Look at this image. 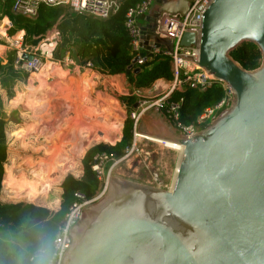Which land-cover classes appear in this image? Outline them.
<instances>
[{"label":"water","instance_id":"water-1","mask_svg":"<svg viewBox=\"0 0 264 264\" xmlns=\"http://www.w3.org/2000/svg\"><path fill=\"white\" fill-rule=\"evenodd\" d=\"M190 1L152 0L136 19L139 44L170 51L171 42L154 34L156 20L182 15ZM198 39L192 49L194 35L182 34L180 64L226 85L230 106L188 136L158 106L146 110L138 134L183 146L171 190L111 176L66 229L59 264H264V0H212ZM248 42L261 55L253 70L229 55ZM70 57L76 65L87 60L73 47Z\"/></svg>","mask_w":264,"mask_h":264},{"label":"trees","instance_id":"trees-1","mask_svg":"<svg viewBox=\"0 0 264 264\" xmlns=\"http://www.w3.org/2000/svg\"><path fill=\"white\" fill-rule=\"evenodd\" d=\"M140 1L120 0L119 7L111 16L106 19H96L72 12L68 8L61 6H40L35 17L26 18L10 12L11 0H0V17L6 16L11 22V27L8 30L9 34L17 30L24 31L23 40L25 43H35L37 36L56 23L60 33V42L53 52L54 59L61 60L64 53H70V48L73 47L77 58H87V60L91 61L94 70L100 74H123L131 88L140 89L147 88L155 79L168 80L171 78L169 69L170 60L164 53L152 54L142 64H134L127 73H124L132 58L129 37L123 26L124 15L129 8H132ZM229 55L245 70H253L260 64V52L252 42L233 49L229 52ZM13 58L14 52L9 51L5 59H0V89L4 90L6 99H9L12 95V86L17 81H24L27 77L26 72L12 67ZM136 67H138V71L133 72V69ZM48 69H50L51 74L47 77L44 76L47 80L55 73V67L52 68L50 64L44 70V75ZM42 78L35 75V80L39 82L37 89L46 81ZM83 80L86 79L83 78ZM55 85H57V93L61 92L58 89V83H55ZM53 86L52 84L43 90L39 89V93H49L47 92L49 91L48 89ZM28 87L31 88L32 94L37 90L34 89L33 91L32 87ZM78 89L80 90V88ZM78 95L84 101L86 92L83 91V93ZM30 96L29 93L26 94L24 100ZM222 96L223 89L220 83L213 81L203 89L184 86L180 90L173 91L169 98L172 100L181 99L178 119L182 124L188 125L194 122L196 116L203 108L215 104ZM21 98V94H18L12 102L18 103ZM1 99L0 97V182L3 175V163L6 157L5 120ZM134 103V96L128 95L125 97L124 104L127 107V111L125 112V118L120 130V137L115 142L112 141L111 137V134L115 133L112 131L115 120L109 118L103 109L100 110L97 107H93L92 110L88 109V111L84 110L89 116L93 132L103 131L108 128L106 131L108 133L95 140L106 141L112 144L99 143L89 147L80 160V176L78 178H74L71 175L63 177L59 184L60 200L56 210L51 211L45 207L22 202H0V264H44L49 258L52 238L59 220L72 201V193L80 191L86 198H90L97 191L98 181L90 168L91 156L103 151L117 158L122 155L123 149L130 144L132 139V120L128 117L127 113ZM86 104L90 106V102H86ZM56 107L55 104L51 106L58 113L60 127L65 122L68 123L70 121L73 123L75 117L67 115V108H63L62 106ZM51 108L49 110H52ZM40 112L39 117L44 120V114L42 111ZM42 124V128L39 129L33 126L35 136L32 137L30 142H27V146L20 144L22 149H28L30 153L25 154L22 162L18 166H15L19 169L20 173V181L18 183L11 178L14 162L10 160L11 164L4 167L6 175L3 187L10 189L11 196L25 195L28 200H33L39 194L44 195L49 183L52 182L50 174L54 171L60 172L62 169L73 168L76 163L73 158H67L66 154L63 157V149H59L62 144L59 141V137L57 136L58 138H56V134L54 136L57 144H51L50 146V144L45 142L47 134L51 133V131L53 133L59 127L48 128L44 123ZM118 124L120 126V123ZM43 132L46 133L45 136L41 134ZM59 133L61 136L62 133ZM78 133L79 131L72 127V129L67 130L63 134L67 135V138L70 139L69 136H77ZM63 134L62 138L64 139ZM13 135L16 136V134ZM40 135H42V140L39 138ZM118 135L119 133L116 132V137ZM17 138L19 140L21 136H17ZM74 138L77 139L76 137ZM81 139L80 141L88 140L89 138ZM74 142L70 144L71 147H75ZM82 142L80 144L86 146V142ZM29 177L31 180H28ZM8 235H10V238L17 236L19 241L7 238Z\"/></svg>","mask_w":264,"mask_h":264},{"label":"built area","instance_id":"built-area-1","mask_svg":"<svg viewBox=\"0 0 264 264\" xmlns=\"http://www.w3.org/2000/svg\"><path fill=\"white\" fill-rule=\"evenodd\" d=\"M152 0H141L132 8H129L125 15L123 26L129 37L130 54L132 58L137 56L135 65L142 64L150 55L160 53V48L141 46L139 44L140 29L137 24V16L146 14L151 6ZM212 0H191L187 9L182 15L161 13L156 20L154 34L158 38L167 39L171 42V50L163 51L169 57V69L171 78L155 79L147 88L143 90L134 89L125 91V96L132 95L135 97L136 106L129 110L128 117L132 120V139L128 146L123 149L121 156L115 158L106 152H97L91 156L90 168L98 181L97 191L90 198H86L80 191L72 193V201L67 206L61 219L59 220L56 231L52 238L51 254L44 264H59V259L64 255L68 243L66 229L72 226L78 219L79 209L98 200L100 194L106 191L110 174L115 168L116 163L126 159L129 155L140 156L142 148L136 144L139 138L151 141L167 149L177 151L181 156L183 146L179 143L172 142L174 147L167 146V140L154 139L148 136H139L136 128L141 115L148 109L158 106L164 117L172 124L176 130L182 131L183 136H188L196 130H201L211 121H213L223 110L230 106L228 88L222 82L216 79H205L201 72L193 74L187 72V65L180 64L178 56V45L182 34L185 32L194 35L192 49H198L199 31L201 27V17L205 8ZM120 0H11L10 12L15 15L26 18H33L37 14L40 6L54 7L61 6L68 8L72 12L90 16L96 19H106L111 16L119 7ZM11 22L6 16L0 17V57L6 56V52L13 51L14 58L12 67L16 70H22L27 74H36L45 70L48 64L52 67L59 66V63L70 66V70L76 69L77 73H89L92 79L93 75L98 72L94 70L91 61L86 60L81 65L74 64L69 52H65L62 59H54L53 52L60 42V33L54 23L41 35L36 37L35 43H25L23 40L24 31L17 30L12 34L8 33ZM25 55V57H23ZM131 58V60H132ZM68 71V70H67ZM81 74V75H82ZM100 74V73H99ZM83 80V78H82ZM213 81H218L223 89V96L213 105L207 106L196 116L193 123L185 125L179 121L180 101L170 99V94L175 90H180L184 86L198 87L203 89L209 86ZM210 120L207 124L206 122ZM157 140V141H156ZM181 148V149H180ZM177 166L168 171L161 166V171H153L151 178L156 179L163 186V190H171ZM154 187V186H153ZM156 186V188H159Z\"/></svg>","mask_w":264,"mask_h":264},{"label":"rangeland","instance_id":"rangeland-1","mask_svg":"<svg viewBox=\"0 0 264 264\" xmlns=\"http://www.w3.org/2000/svg\"><path fill=\"white\" fill-rule=\"evenodd\" d=\"M2 44H4V40L0 39ZM7 54V52H6ZM0 59H4V56L0 57ZM53 68V67H52ZM57 69L60 70L57 74H52L53 77H51L49 83L47 84L50 86L53 83H58V89L61 91L57 93V88H49L47 92L49 93H39L40 90H35V93L32 94L31 88L28 87V84L30 87L36 89L34 84L31 82L35 81V75L29 76L27 74V77L24 81H17L12 86V95L9 97V99L5 98L4 90H1L0 97L1 99V106L3 110V114L7 112L5 117V126H4V134H5V146H6V157L3 163V175L0 182V202L1 203H17L22 202L25 204H33L35 206H41L45 207L48 210L54 211L58 208L59 200H60V188L59 184L63 177L65 175H71L74 178H78L81 174V164L80 160L83 157L86 150L96 144L102 143V144H112L110 142L106 141H98L95 139H99L101 136H104L108 128L103 131H96L91 134L89 139H83V134L85 132H82V136L79 137V133L77 136L71 135L69 136L70 139L67 138V135L63 134L64 132L69 129H72V127H76L78 129V125H73L74 122H68L63 123L62 127H60L59 117L58 113H56L51 106L53 104H60L63 108H67L68 112L67 115L78 117L79 119L80 114H82L81 111L85 110L88 111V109H93V107H97L98 109H103L104 113L111 119L115 120V125L117 128H115V133L111 134L112 141H117L120 137V130L122 127L123 120L125 118V112L127 111V107L124 104L125 101V91L134 90L131 88L124 75H105V74H99V72L96 75L92 76V79L89 80H82V78L89 77V73H77L76 69L73 71L70 70V66H65L59 63V66H56ZM68 70V71H67ZM45 71L42 70L38 73H36L38 76L42 78V76H49L51 74L50 69L47 70L46 74L44 75ZM82 74V75H81ZM51 75V76H52ZM55 75H58L60 77H57ZM34 76V77H33ZM57 77V78H56ZM50 78V77H49ZM48 78V79H49ZM109 79V81H107ZM112 79L117 80V84L113 81H110ZM48 81V80H46ZM82 81V82H81ZM106 82H109L113 85V87L109 86ZM46 85V86H47ZM45 84H43V87ZM80 88V90L78 89ZM33 89V91H34ZM54 89V90H52ZM86 92V97L84 101L78 94H81ZM30 94L31 96L24 100V97L26 94ZM18 94H21V100L18 103H13V99ZM65 94V96H64ZM59 95L63 97H59ZM75 95V96H73ZM77 97V98H74ZM100 98H104L100 100ZM110 101H109V100ZM114 100L116 104H111V100ZM81 102L79 106H76L78 102ZM86 102H90V106L86 104ZM23 107H26L25 109H22ZM58 107V106H57ZM56 107V108H57ZM75 107L76 109L73 111L70 108ZM52 110H49V109ZM66 109V110H67ZM119 109V110H118ZM65 110V111H66ZM95 110V109H94ZM32 113H31V112ZM43 112L44 114V120L39 117V114ZM48 112V113H46ZM208 120L206 124L209 122ZM48 128H54V126H58L59 129L51 131V133L47 134V142L48 144H57L56 138L59 137V141L62 144L59 149H63V157L67 156V158H73L76 162L73 168L65 169L60 172H52L50 174V178L52 179V182L49 183V186L47 190L45 191L44 195H37L34 197L33 200H28L25 195L20 196H11L10 195V189L3 187V181L4 177L6 175L5 168L11 164L12 160L14 162V166L11 170V178L13 181L18 183L20 181V173L19 169L15 166H18L22 162V158L25 154H29L28 149H22L21 145L27 146V142H30L32 140V137L35 136L33 126L36 129L42 128L43 124ZM120 123V126L118 123ZM104 125V124H103ZM119 127V129H118ZM118 129V130H117ZM61 132L63 134L64 139L62 138V134L60 136ZM116 132L119 133L118 137H116ZM137 132V130H136ZM13 134H16L14 136ZM45 136L46 133H41ZM56 134V138L55 135ZM42 135L39 136V138L42 140ZM17 136H21V139L18 140ZM58 136V137H57ZM87 136V133L84 137ZM77 138V141H75V138ZM79 137V138H78ZM72 138H74L72 140ZM82 138V139H81ZM105 138V137H104ZM81 139L82 141L86 142V146H83L80 144L82 141L78 142ZM74 142L75 147L70 144ZM83 143V142H82ZM136 144L142 148V153L140 156H134L129 155L124 160L119 161L116 163L115 168L113 169L112 173L110 174V177H116L123 180L132 181L135 183L144 184L143 182L146 180V177H149V180H152L151 173L153 171H161V166H164L165 169L168 171H172L176 165L179 163L180 156L178 155L177 151H173L171 149H167L165 147H162L161 145H157L151 141H147L145 139L139 138L136 141ZM67 164H69L67 162ZM56 178V179H55ZM28 180H31L29 177ZM19 185V184H18ZM149 186H154L150 184H144ZM156 187V186H154ZM160 188V187H159ZM162 189V188H161ZM7 238H10V235H8ZM16 241H19L17 236H14L13 238H10Z\"/></svg>","mask_w":264,"mask_h":264},{"label":"bare ground","instance_id":"bare-ground-1","mask_svg":"<svg viewBox=\"0 0 264 264\" xmlns=\"http://www.w3.org/2000/svg\"><path fill=\"white\" fill-rule=\"evenodd\" d=\"M50 64H48V66H49ZM47 66V67H48ZM58 72H60V70L59 69H57L56 68V71H55V74H57ZM57 77H60V76H58V75H56ZM107 81H109V79H107ZM109 86H111V87H113V85L112 84H110L109 82H106ZM64 96H65V94H64ZM73 96H75V95H73ZM59 97H63V96H61V95H59ZM74 98H77V97H74ZM102 99H104V98H101V100ZM109 100V99H108ZM110 101V100H109ZM111 102H113V103H115L116 104V102L112 99L111 100ZM79 104H81V102L79 101L78 103H77V105L76 106H79ZM56 105V104H55ZM56 106H58V107H61L62 105H60V104H57ZM26 107H23L22 109H25ZM72 109L73 110H75L76 108L75 107H72ZM82 112V114H80V116H79V119H77L78 117H76V119L73 121L74 122V126L75 125H78L79 127H78V129L76 128V127H74L76 130H78L79 131V133H80V135L82 136V132H85L84 134H83V138L85 139V138H89L90 136H91V134L92 133H94L93 131V129H92V127H91V125H90V119H89V116H88V114H86L85 113V111L83 110V111H81ZM115 128H117L116 127V125H113V127H112V131H114L115 132ZM118 130V129H117ZM87 133V136L86 137H84L85 136V134ZM139 136H142V135H140L139 134ZM143 137V136H142ZM74 139V138H73ZM154 139H156V138H154ZM79 141L78 142H80V139H78ZM75 141H77V139H75ZM157 141V140H156ZM167 142V146L168 147H174L173 145H172V142L171 141H166ZM181 149V148H180ZM149 180V177H146V180L143 182L144 184H150V185H154V186H157V187H161V186H163L162 185V183H159L156 179H154V178H152V180H150V181H148Z\"/></svg>","mask_w":264,"mask_h":264},{"label":"crops","instance_id":"crops-1","mask_svg":"<svg viewBox=\"0 0 264 264\" xmlns=\"http://www.w3.org/2000/svg\"><path fill=\"white\" fill-rule=\"evenodd\" d=\"M5 58H6V56H5ZM75 64V63H74ZM54 71H56V67H55V69H54ZM29 76H31V75H37V74H28ZM56 76V75H55ZM34 77V76H33ZM51 77H53V76H50V78L48 79V81H45V82H43L41 85H40V88L39 89H41V90H43L44 88H48L49 86L47 85L48 83H49V81H50V79H51ZM57 78V77H56ZM42 79H45L44 78V76H43V78ZM45 80H47V79H45ZM110 81H113L114 83H116L117 82V80H115V79H112V80H110ZM32 84H34L33 86H35L36 87V89H37V87H38V85H39V82H37L36 80L35 81H33V82H31ZM43 84H45V86L43 87ZM117 84V83H116ZM47 85V86H46ZM50 85H51V83H50ZM53 87L54 88H56L57 87V85H55V83H53ZM28 86H29V84H28ZM32 89H34V88H32ZM144 88H141V90H143ZM140 90V89H139ZM0 94H1V89H0ZM70 109H72V108H70ZM73 110V109H72ZM74 111V110H73ZM31 112V111H30ZM32 113V112H31ZM6 114H7V112H6ZM6 114L4 113V120H5V117H6ZM75 119H76V117H75ZM74 119V120H75Z\"/></svg>","mask_w":264,"mask_h":264},{"label":"clouds","instance_id":"clouds-1","mask_svg":"<svg viewBox=\"0 0 264 264\" xmlns=\"http://www.w3.org/2000/svg\"><path fill=\"white\" fill-rule=\"evenodd\" d=\"M163 53V52H162ZM134 65V64H133Z\"/></svg>","mask_w":264,"mask_h":264}]
</instances>
